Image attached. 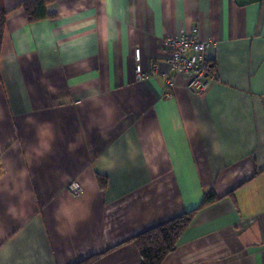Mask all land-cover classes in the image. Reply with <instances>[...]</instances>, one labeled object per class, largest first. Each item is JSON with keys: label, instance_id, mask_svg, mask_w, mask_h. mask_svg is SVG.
I'll return each instance as SVG.
<instances>
[{"label": "crops", "instance_id": "crops-1", "mask_svg": "<svg viewBox=\"0 0 264 264\" xmlns=\"http://www.w3.org/2000/svg\"><path fill=\"white\" fill-rule=\"evenodd\" d=\"M21 1L0 0V264H142L132 237L211 190L160 264H264V0H52L36 22ZM193 25L202 95L163 46Z\"/></svg>", "mask_w": 264, "mask_h": 264}, {"label": "built area", "instance_id": "built-area-1", "mask_svg": "<svg viewBox=\"0 0 264 264\" xmlns=\"http://www.w3.org/2000/svg\"><path fill=\"white\" fill-rule=\"evenodd\" d=\"M213 43L201 37L197 25H193L181 36L167 35L163 39V46L168 51L169 69L174 74H182L187 79L186 87L192 93L202 95L215 79V73L211 67L209 55ZM135 71L137 79L142 80L145 76L141 72L139 49L134 50ZM173 86L172 77L167 78V88L165 96H171ZM68 191L73 195L82 192L81 184L76 180H71L67 184Z\"/></svg>", "mask_w": 264, "mask_h": 264}, {"label": "trees", "instance_id": "trees-1", "mask_svg": "<svg viewBox=\"0 0 264 264\" xmlns=\"http://www.w3.org/2000/svg\"><path fill=\"white\" fill-rule=\"evenodd\" d=\"M51 2L52 0H23L19 6L23 9L29 22H36L54 16L47 11V5ZM0 18L3 23L5 11H0ZM211 67L213 68L212 65ZM98 182L101 187H104L106 180L104 177L98 176ZM217 200L218 197L211 190L204 195L196 208L134 235L132 239L139 250L142 264H160L165 256L175 249L178 238L191 222L197 210ZM94 258L95 256H91L76 264H87Z\"/></svg>", "mask_w": 264, "mask_h": 264}]
</instances>
